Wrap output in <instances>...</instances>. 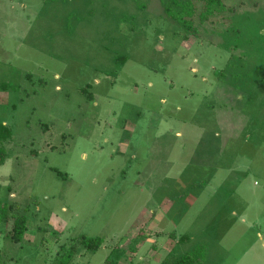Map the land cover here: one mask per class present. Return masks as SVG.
Listing matches in <instances>:
<instances>
[{
  "label": "rangeland",
  "instance_id": "374dc122",
  "mask_svg": "<svg viewBox=\"0 0 264 264\" xmlns=\"http://www.w3.org/2000/svg\"><path fill=\"white\" fill-rule=\"evenodd\" d=\"M223 3L0 0V264H264V0Z\"/></svg>",
  "mask_w": 264,
  "mask_h": 264
},
{
  "label": "trees",
  "instance_id": "16d2710c",
  "mask_svg": "<svg viewBox=\"0 0 264 264\" xmlns=\"http://www.w3.org/2000/svg\"><path fill=\"white\" fill-rule=\"evenodd\" d=\"M164 7L168 18L183 26L189 25L186 29L191 32H195L193 29L192 18L196 13L195 3L202 5V11L199 13V19L201 22H205L207 18L214 15L215 12L223 9V0H160ZM187 6V7H186ZM188 7H190L188 9ZM175 9V10H174ZM12 131L7 125L0 123V165L5 161L7 152L4 143L11 140ZM27 231L26 219L23 216L14 218L10 234L8 236L14 243H21L24 240L25 233ZM190 237L183 235L179 238V242L188 241ZM104 241L100 237H82L78 241V247H82L89 252H97L103 245ZM78 247L71 245L69 247L61 246L58 255L59 261L56 264H71L75 254L78 252ZM198 257L195 255H183L177 258L172 264H198ZM104 264H111L109 258L106 259ZM162 264H169L165 260Z\"/></svg>",
  "mask_w": 264,
  "mask_h": 264
},
{
  "label": "crops",
  "instance_id": "0c3cea01",
  "mask_svg": "<svg viewBox=\"0 0 264 264\" xmlns=\"http://www.w3.org/2000/svg\"><path fill=\"white\" fill-rule=\"evenodd\" d=\"M3 123H5V122H3ZM24 239H25V236H24Z\"/></svg>",
  "mask_w": 264,
  "mask_h": 264
}]
</instances>
